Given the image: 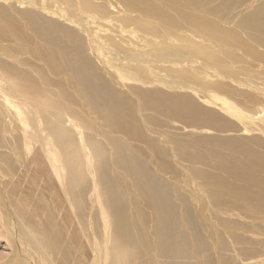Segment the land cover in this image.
Listing matches in <instances>:
<instances>
[{"label":"bare ground","instance_id":"bare-ground-1","mask_svg":"<svg viewBox=\"0 0 264 264\" xmlns=\"http://www.w3.org/2000/svg\"><path fill=\"white\" fill-rule=\"evenodd\" d=\"M115 1L121 9L138 12L133 18H147L137 21L148 33L161 35L175 28L183 32L191 26L208 34L215 46L207 55L211 64H225V56L249 57L254 50L264 54V0L252 17L241 21L239 32L198 12L203 0L183 6L177 0ZM3 3L0 231L14 239L15 249L24 256L25 261L16 257L15 264H264L262 140H188L187 134L174 132L171 122L223 130L227 121L187 93L134 87L128 89L133 97L127 95L92 63L87 35L68 24L58 29L56 20L34 9L25 8L18 18V3ZM103 3L84 0L83 6L106 19L111 11ZM115 4L109 1L118 7ZM250 22L257 36L241 34ZM168 25L171 28L160 31L159 26ZM191 179L204 195L183 188L182 182ZM11 180L27 186H13L20 192L16 199L8 195ZM30 192L42 203L45 194L50 206L35 208L27 202ZM27 211L36 223L31 218L26 222ZM9 213L24 223L12 226L5 218ZM239 217L249 220H234Z\"/></svg>","mask_w":264,"mask_h":264},{"label":"rangeland","instance_id":"rangeland-1","mask_svg":"<svg viewBox=\"0 0 264 264\" xmlns=\"http://www.w3.org/2000/svg\"><path fill=\"white\" fill-rule=\"evenodd\" d=\"M3 1L6 2L7 0H2L0 3L4 4ZM13 1L15 4L18 3L15 5V16L17 15L18 18L20 17V13L27 12L26 9L29 11L34 9L32 12H41L46 14L49 18L56 20L59 23L58 29L68 24V26L77 30L80 35L84 37L87 35L86 38H84V42L88 49V57L91 56L92 63L94 66H97V68L99 67L100 71L105 74V78L110 77L112 81L114 80L113 84L115 88L126 92L127 95L133 97L132 92L129 90L134 87L143 89L156 88L169 94L187 93L197 105L211 111L213 115L220 119L227 121L228 127L223 128V130L215 129L207 124L200 125V123H197L193 125V123L182 124L176 121L171 122V124L176 125L174 132L177 134H187L188 140L193 137L201 136L224 138L225 140L226 138L237 139L243 136L246 138L257 137L264 143V54H260L258 51L254 50V54L249 57L231 60L229 56H225L223 60L225 64H211L207 61V55L215 46L208 38V34L198 30L195 31L191 26H188L183 32L175 28L169 29V31L166 29L168 34L166 31V33L161 35H155L153 32L151 33V31L148 33L143 30L140 21H137L141 18L142 20H146L147 18L144 19V17L140 18L139 16L133 18L138 12L121 9L119 4H115V0L111 1L118 7L110 6V0H94L97 3L104 2L103 4L111 11L110 17L106 19H104V16L96 14L95 11L88 10L87 7L85 9L83 6L84 0H44V3L43 0H27L29 2L26 0ZM18 1H22V4ZM177 1L179 6H183L184 2H188L189 0ZM259 1L260 0H203L202 7L197 9V11L205 16L214 17L222 27L234 29L239 32L238 28L242 24L241 21L250 16L252 17L253 14H251V12L256 9L255 6L259 4ZM196 3H199V0H197ZM44 5H46V8ZM53 10H55V13ZM74 16L76 17L74 18ZM238 19H240V21ZM63 24L64 26H62ZM165 28H171V25L159 26L160 31ZM61 30L57 31L60 32ZM171 31H174L175 34L172 32L174 35H170ZM258 33L259 32L255 30L254 24L251 22L248 28L245 26L241 32L243 36H257ZM88 34H91L89 36L92 37L89 38ZM99 36H103V38ZM108 38H112L114 44L110 39L108 40ZM162 40L167 43V45H164L165 43L161 44L160 42L163 43ZM148 41L149 43H147ZM151 41L154 42L152 43ZM168 43L170 45H168ZM143 44H145V46ZM229 45L232 46L231 44ZM159 47L163 48V51ZM92 48L93 50H91ZM89 50L92 51V53ZM218 53L223 54L224 52ZM93 54L95 55L93 56ZM97 55L100 58H97ZM149 57L151 59H149ZM170 57L172 60H170ZM141 58L143 60H141ZM144 59L148 60L144 61ZM37 163L38 162L35 163L36 166H38ZM177 166L181 168L182 165L180 166L177 164ZM34 173L41 175L40 172L38 173V171L35 170ZM30 180L36 182L35 177L31 176ZM11 181H9L11 183L7 184L8 195L11 199H16L20 192L16 189L14 190V187H22L24 183L20 180L18 181L21 184L17 180ZM182 184L184 189L197 190L198 194L204 195L201 186L198 185L197 181L194 179L186 183L182 182ZM2 187L3 190H5L6 187ZM25 187L27 188L26 185ZM32 193L33 192H30L29 194L31 196L27 194L26 197L27 202L33 204L35 208L39 207L38 209L41 210L45 204L50 206V202L48 203L49 200L45 194L42 196V200H44L42 203L41 200L35 198ZM0 194L1 197H3L1 191ZM5 197L6 200L9 199L6 194ZM0 202L2 201L0 200ZM192 202L193 204L196 203L194 200H192ZM2 210H5V208L2 207ZM26 213L30 216L28 218L27 214L25 215L27 217H25L26 219L24 218L26 222L31 218V220L36 223V218L34 219L33 216L31 217L32 214L29 211ZM44 215L47 216L46 213H44ZM12 216L13 215L9 213L7 217H5L10 221L9 223L12 226H18L20 222L24 223V220L20 221L15 218V215ZM14 218L19 221L16 223ZM234 220L248 221L249 219L239 217ZM36 227L41 228L40 224H37ZM17 230L19 229L13 228L12 232L15 234L14 236H17ZM245 234L251 235L250 233ZM7 238L10 239L4 234L2 228L0 231V264H15L16 257L19 259L22 258L23 261H25L21 252L15 249L14 239H10L12 244H9ZM22 246L25 247V244L23 243ZM259 259L260 257L255 260L259 261ZM26 264H30V262H26Z\"/></svg>","mask_w":264,"mask_h":264}]
</instances>
